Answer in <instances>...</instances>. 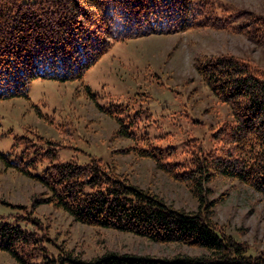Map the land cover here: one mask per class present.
<instances>
[{
  "label": "rangeland",
  "instance_id": "374dc122",
  "mask_svg": "<svg viewBox=\"0 0 264 264\" xmlns=\"http://www.w3.org/2000/svg\"><path fill=\"white\" fill-rule=\"evenodd\" d=\"M195 1L197 9L201 1H208L218 13L248 10L254 17H264V0ZM118 30L82 79L37 77L28 85V97L0 100V223L37 233L46 250L32 258L34 262L69 252L85 260L108 252L155 257L206 252L199 246L157 242L78 222L52 203L37 202L51 196L37 179L48 166L68 160L83 164L97 157L167 204L197 210L196 190L175 171L181 174L191 168L194 151L217 152L220 143L213 133L234 121L232 107L219 99L198 71V59L232 54L264 67V44L254 32L199 26L122 37ZM117 105L125 107L121 116H131L129 122L138 115L139 123L130 128L135 138L121 134L117 119L107 111ZM135 147H157L163 162L179 165L167 172L154 159L131 149ZM50 148L54 157L45 155ZM204 186L207 203L214 202L212 218L217 224L246 242L248 254H264V194L217 172ZM25 250L29 249L19 248L24 255ZM17 262L0 249V264Z\"/></svg>",
  "mask_w": 264,
  "mask_h": 264
},
{
  "label": "trees",
  "instance_id": "16d2710c",
  "mask_svg": "<svg viewBox=\"0 0 264 264\" xmlns=\"http://www.w3.org/2000/svg\"><path fill=\"white\" fill-rule=\"evenodd\" d=\"M198 3L0 0V100L28 97V85L37 77L82 79L109 48L114 31L120 27L122 37L212 27L254 32L253 36L264 44V17H254L248 10L225 15L208 7V1H201L197 9ZM197 67L219 99L234 111V121L213 133L220 143L217 152L204 154L200 147V151L193 152L190 169L181 174L175 171L177 178L187 180L196 190L200 200L197 210L167 204L97 157L83 164L68 160L48 166L37 179L51 196L37 202L52 203L78 222L135 233L157 242L199 246L206 252L173 257L108 252L91 260L69 252L65 257L46 255L37 263L32 258L46 250L39 244L37 233L2 222L0 249L18 259L12 264H264V254H248V244L226 233L212 218L214 202L207 203L204 186L217 172L248 183L264 194V67L232 54L206 56L198 59ZM107 111L117 119L121 134L136 137L130 128L139 123L138 115L129 122L131 116H121L125 107L112 106ZM131 149L154 159L167 172L179 165L163 162L157 147ZM45 155L54 157V148ZM20 247L29 250L24 255Z\"/></svg>",
  "mask_w": 264,
  "mask_h": 264
}]
</instances>
